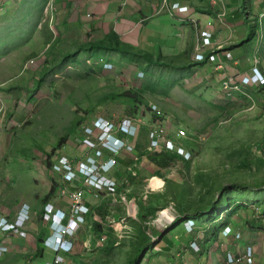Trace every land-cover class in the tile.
Here are the masks:
<instances>
[{
    "label": "rangeland",
    "instance_id": "rangeland-1",
    "mask_svg": "<svg viewBox=\"0 0 264 264\" xmlns=\"http://www.w3.org/2000/svg\"><path fill=\"white\" fill-rule=\"evenodd\" d=\"M42 1L34 0L36 8L33 11L30 10L31 0H14L12 9L8 13L3 12L0 8V78L4 77L9 80L8 77H11V74L14 73L15 76H12V79L15 80L20 77L17 80L18 82L20 80L23 84V88L17 97L15 96L12 100L8 99L12 103L0 94V169H2L0 171L16 175L14 180L12 178L7 179L14 181L12 185H8V188L15 185L20 187V185L30 186L33 184L44 189L46 180L53 182L52 180H56V177L60 179L58 183L57 181L53 182L56 187L54 193L57 197H62L68 201L67 196L58 193L63 179L58 160L59 155L57 154L69 155L74 160L79 158L80 152L75 151V148L77 143L82 145L79 141L81 135L78 127L83 123V120L88 121L91 116L96 114H105L108 118L118 121L127 114L128 102L122 98L105 99L104 95L110 92L134 90L133 88H145L147 91H143V93L148 96L146 101L149 102L150 109L155 111L156 116L153 117L151 114L154 113L147 112L139 114L138 118L134 119L138 122L139 129L145 125L149 137L151 136L152 123L158 124L159 127L163 125V129L169 131L170 135L178 141L174 124L184 125L189 130L188 138L191 137L190 129L186 123L176 121L175 116L171 117L166 114L164 119L159 117L161 116L160 113H166V108L170 112L178 113L182 119L197 125L198 130L203 126V135L199 137L197 142L198 148H201L202 143L206 142L205 153L199 155L196 160H199L208 169L202 172V179L197 180L195 188L192 186V189L195 190L200 185H202L201 187L206 185V192L210 189V194L219 197L220 186L229 183L231 178L238 179L237 182L239 183L243 182L240 180L247 179L246 182H243L246 187H241L238 191L232 193L241 196V202L244 204L241 203L239 208L237 207L231 218H236L239 213L247 212L246 215L248 216L249 212H255L256 202L254 201L258 202L264 199V189H262V187L264 188V90L257 89L258 87H252L250 91L247 88L244 89V86L251 84L259 86L260 83L238 84L240 81L239 76L252 73L251 71L229 75L220 73L219 70L226 67L224 62L223 67L218 68L216 65L215 69L208 67V65H196L194 69L191 64L184 65L187 67L180 69L152 65L147 71L145 69L139 72L142 69L137 61L133 60L132 64L129 65L124 59L120 60V56L116 55L117 51L105 50L96 45H91L96 40L90 39L89 35L86 40L80 41L74 47H67L66 41L63 42L58 39L60 37L57 31L55 33L54 30L56 28L48 24V22L50 23L48 10L51 6L49 3L42 6ZM213 1L220 3L224 8L223 2H220L223 0ZM257 31L258 36L255 40L252 42L250 40L246 41L249 42L248 54H251L254 63L257 60L253 56V49L257 48L259 50L260 45L264 43L261 35V22H259ZM49 33H51V36ZM51 39V43L47 42ZM107 57L116 62V70V67L114 68L115 64L102 67L99 60ZM177 59L180 62L185 61L183 60L185 59V53L177 54ZM49 61L52 64L51 67L47 65ZM185 63L187 62L185 61ZM252 68L253 65L251 70ZM16 73H19V75L25 74L18 76ZM40 77L41 80L39 81ZM6 79L2 81L7 83ZM234 80L235 83L232 85L236 86L238 84L239 87L231 88L230 85L226 87V81L233 83ZM146 85L148 86L145 87ZM5 86H8V84ZM154 102H160L161 106L154 105ZM148 122H151L149 127ZM1 134H5V137H1ZM65 137L68 139L63 141ZM187 139L184 140L182 146L188 150L189 156L184 157V155L178 153L185 159L190 160L189 165L191 169H194L195 163L192 162L194 155L186 146ZM131 142L133 149L122 151L133 153L137 157L139 147H136L135 140ZM236 142L239 149L234 150L232 146H235ZM1 147L6 149L4 154ZM47 154H50V156ZM257 154H261L262 159H259ZM107 156L110 155L107 154ZM111 157L115 158V161L113 166L110 167L111 170L108 173L110 176L119 165L117 155ZM244 157L247 161L245 166L240 164V160ZM222 159L226 160V166L225 161ZM262 160L263 162H261ZM18 164L27 168L22 172L23 176L18 175V170L6 171V169H3L5 166L8 169H15L16 167L13 166ZM190 166L188 168L187 166L184 167L186 171L184 179L186 181L194 177L197 178V173L190 172ZM243 167L244 169H242ZM205 173H209V175ZM27 174L35 175L36 180L26 177ZM209 176L215 178V180L210 182ZM157 177L159 176L153 178ZM153 178L151 181H153ZM254 178L258 180L254 181ZM7 180L5 179V181ZM151 181L150 186L157 188ZM161 181L164 182L163 179ZM82 185L89 186V188L84 187V193L86 189L92 191L95 188V184L91 182ZM5 191L8 193L10 189ZM200 192L196 195L195 190L191 193V198L199 196ZM10 196L12 197V195ZM172 198L176 201L174 196ZM170 201H168V206L157 210L149 222H152L150 223L151 226L162 232L160 236L156 237L163 238L166 234L168 244L171 245L172 242H175V245H177V239L175 237L171 239V237L174 234L173 228L175 227L173 223L176 219L174 214L178 212H172L174 209L170 208L173 205L169 203ZM48 203L53 205L55 211L61 209L56 208L55 203L49 200L45 201L44 206ZM132 205L134 207L130 209V212L136 214L138 205ZM234 206L232 204L231 208ZM175 207L178 209L176 204ZM223 207L222 202L219 208L212 210L213 215L215 216V213L218 212L222 215L225 214L226 208ZM19 210L27 212L31 216L30 219L35 214L28 208ZM66 211H70L69 203ZM163 211L169 213L158 223L156 220ZM42 214L43 211L41 216ZM5 215L9 216V214ZM5 215L0 214L1 217ZM110 218L114 220L109 221L112 233L107 231L108 228L103 232L97 231L99 243L93 240L91 249L90 246L89 249L84 248L81 240L75 245V238L73 237V245L68 254L75 255L74 260L78 264H116L119 261L121 262L122 258L116 260V251L121 254L122 251L128 250L130 247L129 241H131V236H134V232L137 231L135 227H138V225L132 220L131 216L113 218L111 215ZM57 220L61 222L60 217H57ZM43 221L51 230V223L48 224L49 221L46 219ZM85 221L78 225L81 227ZM109 222L105 221V224H110ZM165 223L166 225H164ZM196 223L200 227L196 228L195 232L201 234L205 231V228L201 227L202 222L198 223L196 221ZM148 224L142 221L144 227ZM190 224L192 222H189L188 229ZM53 228H56L54 224ZM147 231L153 233L148 228ZM86 235L85 233L83 238ZM115 236H118L119 239L116 243L117 249L115 248L107 253L102 247L106 246L109 240ZM175 245L172 251L168 252L169 258H172L171 253L174 254L176 251ZM181 248L184 250L186 247L181 245ZM229 251L227 250L226 254ZM152 252L156 255L160 253L158 247H154V251L151 250ZM72 256L67 255V262L71 263L70 261H73ZM191 257H193V254L192 256H189V254L183 256L185 261L190 260ZM205 258L206 252L202 255V260H205ZM168 262L165 264H169Z\"/></svg>",
    "mask_w": 264,
    "mask_h": 264
},
{
    "label": "crops",
    "instance_id": "crops-1",
    "mask_svg": "<svg viewBox=\"0 0 264 264\" xmlns=\"http://www.w3.org/2000/svg\"><path fill=\"white\" fill-rule=\"evenodd\" d=\"M176 1L180 4L189 5V8L186 10L172 9L171 4ZM220 2H223L225 9L222 8L220 3L213 0H43L42 6L45 3H49L51 6L48 10L50 17V23L48 22V24L56 28L54 29L55 33L57 31L58 36L62 38L58 39L63 42L66 41L65 44L69 48L79 44L82 40H86L88 35L90 39L102 41L114 34L121 41L150 51L155 55L173 56L183 52L185 53V59L183 60L187 63L185 61H181V63H184V65L191 64L193 69L196 65H208V67L215 69L216 62L223 61L226 63V67L219 70V72L226 75L237 72H250L253 64L259 66L264 73V43L260 45L259 50L257 48L253 49V56L258 61L254 63L251 54H248L249 42H246L249 40L252 42L258 36L259 22H261V35L264 41V0H223ZM13 3L14 0H0V8L3 12L8 13L12 9ZM30 6L31 11L35 10L34 0H31ZM202 30H207L208 35H203ZM49 34L51 36V33ZM51 41L52 39L47 40L50 43ZM199 51H202L206 56L214 52L216 61L208 58L205 60L197 59L196 53ZM227 52H231V57L227 55ZM116 53V55L119 54ZM102 60L109 61L111 66L116 63L109 57ZM120 60L122 61V58ZM178 62H180L179 59L176 60V63ZM127 63L132 64L130 61H127ZM51 65L49 61L48 67H51ZM171 67L169 66V68ZM173 67L180 69L187 66ZM141 71L143 70H139V72ZM16 74L23 76L25 73ZM11 75L15 76L14 73ZM12 76L8 77L9 80L4 77L0 78V94L7 101L8 99L12 100L15 96L17 97L23 88L22 82L17 80L20 77L13 80ZM3 79H6L7 83H4ZM6 84L8 86H5ZM252 87L264 90V87L255 86L254 84L244 86V89L247 88L250 91ZM8 102L12 103L11 101ZM160 102H154L153 104L161 106ZM181 119L177 118L176 121H186ZM76 132L78 133L77 130ZM121 135L120 138L125 137L124 134ZM1 137H5V134H1ZM128 139L135 140L136 147H139L138 156L135 157L133 153L124 151L116 154L119 165L112 172V176L118 181V191L115 194L86 189L84 201L91 207V211L86 215L87 220L79 227L74 239L75 245L81 240L84 248L89 249L90 246L91 249L93 240L99 243L97 231L93 229L92 224L95 219H99L100 214L106 213L105 219L108 222L113 220L110 218L111 215L113 218H121V216L136 218L137 215L130 212V209L134 207L132 204H141V209L139 207L138 210L143 214H148V230L152 231L154 229L153 232H156V236H160L157 233L161 230L154 228V226L150 227L152 222L149 221L153 214H149V210L156 207V213L162 207L168 206V201L171 200L169 203L173 205L170 208L174 209L172 212H178L174 214L177 218L180 212L175 207L176 202L172 197L176 196L177 192L183 193L186 182H190L195 187L198 178L194 177L189 181L184 179L186 174L184 167L187 166L188 168L190 166L186 161L187 159L179 154L177 158L167 159L166 162L164 156H159L155 150L150 149V137L145 126L139 129L138 135ZM205 144L206 142H203L201 148L197 147L192 152L195 157L192 159L195 168L191 169L190 166L189 170L191 169L190 172L197 173V176L201 170L208 169L207 166L194 161L198 159L199 155L205 153ZM5 151L6 149L2 148L3 154ZM75 151H79L81 156L88 150L86 146L77 143ZM106 154H109V152L106 151ZM13 167L16 168L8 169L5 166L3 169H6V171L18 170L20 176H23L22 172L27 169L21 164ZM154 176L159 177L153 178ZM15 177L16 175L0 171V214L11 216L19 209L25 208L31 209L35 214L27 223L26 235L20 236L19 234L0 231V243L9 247V250L0 256V264H23L25 262L44 264L52 259L55 253L53 250L45 248L42 240L38 239L39 237L44 238L51 232L48 225L44 223V219L42 220L41 213L45 203L42 199L50 192L53 182L57 181L58 183L60 178L55 177L56 180H52L53 182L46 180L44 189L33 184L30 186L20 185V187L15 185L8 188V185H12L14 181L7 179L12 178L14 180ZM26 177L36 180L35 175L27 174ZM160 177L164 180L163 183ZM152 178L153 181H151ZM35 180L33 181L35 182ZM150 181L157 188L151 187ZM7 189H10L8 193L5 191ZM197 189L199 190V187ZM49 198L47 200L55 203L56 208L66 210L68 205L66 199L57 197L54 192ZM125 209L126 211H124ZM246 213H239L236 218H230L227 223L223 221L224 216L209 224L200 222L203 224L202 228L209 230L216 221L217 223L220 222L218 234L214 237L212 233H207L205 236L204 232H201V234L199 232H189L185 227V221L187 218L194 216H182L180 221L175 223L174 234L171 237V239L175 237L178 244L175 245V242H172L171 245L168 244V241H166L167 235L165 234L163 240L155 246L158 247L160 253L156 255L153 252L151 253L150 250L140 264H165L168 261L169 264H227L226 251L232 250L236 255H239L243 252L247 243L255 248L256 264L264 263V209L255 206L254 213L249 212L248 216ZM156 221L159 223L158 218ZM101 224L104 230L111 225V223L106 225L105 222ZM91 230L92 232H90ZM237 231L241 233L239 239L235 237ZM82 232H84L83 235ZM85 233L87 235L83 238ZM156 236L154 237L158 238ZM193 241H195L196 246H191ZM174 245L177 252L171 253L172 258H169L168 252L172 251ZM181 245L186 248L183 250ZM204 252H206V258L202 260ZM178 254L179 256H177ZM188 254L189 256L193 254V257L185 261L183 256H188ZM70 262L74 263L76 261Z\"/></svg>",
    "mask_w": 264,
    "mask_h": 264
},
{
    "label": "built area",
    "instance_id": "built-area-1",
    "mask_svg": "<svg viewBox=\"0 0 264 264\" xmlns=\"http://www.w3.org/2000/svg\"><path fill=\"white\" fill-rule=\"evenodd\" d=\"M171 7L175 10H186L189 8V5L172 2ZM202 34L208 35V31L202 30ZM227 55L231 57L230 52H227ZM196 58L199 60L208 58L212 61H216L215 54L210 53L206 56L202 51L196 53ZM223 63V61H218L216 65L218 68H221L223 67ZM105 66H111V63L107 62ZM252 69V73L239 76V80L242 83L252 81L255 83H264V75L259 68L253 66ZM230 81L225 82L226 87L229 85L231 88L239 87V82L236 86H233L232 84L235 83V80L233 83ZM157 125L156 123H152L151 125L150 149L159 151L163 148H169L188 156V152L182 144L175 142L176 140L171 137L170 132L163 129V125H160V127ZM178 129L179 136H187V128L181 126ZM78 131L82 136H80L81 140L79 141L83 146H86L88 151L79 158H76L78 160H74L69 155L63 153L57 154L59 155L58 160L60 162L63 179L58 193L59 195L70 198V211H55L53 205L50 203L43 208V219H46L50 223L54 221L51 223V233L45 237V243L49 248L54 250L55 254L54 257L46 261L45 264H75L67 262L66 253L71 251L72 247V243L69 241L68 237L74 236L79 227V225H76L75 221L82 223L90 210V206L84 202V187L89 188V186H84L82 184L86 182L94 183V190L96 192L104 191L109 194H115L118 191L117 179L112 175H108L111 170L110 167L113 166L115 161V158L111 156H114L124 149H133L132 142L128 138L137 135L139 124L130 116H124L116 121L108 118L105 114H96L91 116L88 121H83ZM119 133L125 134L126 137L120 138ZM106 151L109 152L110 156H107ZM57 217H60L61 222L57 220ZM30 218L31 216L23 210L17 211L13 216H0V231L19 234L20 236L26 235V223ZM190 221L192 222V224L189 225L191 229L193 220ZM53 224L56 228H53ZM52 236L54 237L52 238ZM239 236L240 234L238 233L237 237ZM7 250H9V247L0 243V256ZM245 253L248 254V258L246 259L241 257V255ZM255 258V248L253 245H250V247L246 246L244 252L239 255L228 252L227 264H240L244 262L247 264H256Z\"/></svg>",
    "mask_w": 264,
    "mask_h": 264
},
{
    "label": "trees",
    "instance_id": "trees-1",
    "mask_svg": "<svg viewBox=\"0 0 264 264\" xmlns=\"http://www.w3.org/2000/svg\"><path fill=\"white\" fill-rule=\"evenodd\" d=\"M91 45H96L99 48H103L105 50H115L119 53L120 58L124 59V61L132 62L133 60H135L140 64L139 65L140 68L142 70L146 69V71L152 65H162L165 67H169V66L181 67V66H184V63H181V62L176 63L177 55H173V56H165L163 54L155 55L150 51H147V50L142 49L140 47L134 46L130 43H126V42L121 41L119 39V37L115 36L114 34L110 35L108 38H106L102 41L92 42ZM56 61H58V63H60V61L58 59H56ZM99 61L101 62V65L103 68H104L105 64L107 62H109V61H105V60H99ZM47 65H48V63H47ZM40 80H41V77H40L39 81ZM258 85L264 87V83L258 84ZM147 86L148 85H146V87ZM133 89L134 90H128V91L123 90L121 92H110V93H107L106 95H104V97H105V99L122 98L124 101L128 102L129 104L127 105V109H126L127 114H125V116H130L132 118H138L139 114H143V113H147V112L154 113L155 111L150 109L149 102L146 101L148 96L144 95L145 93H143V91H147V90H145V88H141V89L133 88ZM144 107H145V109H144ZM160 114H161V116L158 115L160 118H165L166 114H169L171 117L175 116L176 118H181V116L178 113L170 112L167 110V108H166V113L164 112V113H160ZM151 116L155 117L156 114L155 113L151 114ZM150 123L151 122H148V127H149ZM184 123H186V125L189 127L190 135H191V137L187 139L186 146L190 149V151L193 152L198 147L197 140L199 139V137H201L203 135V133H202V131H203L202 127L203 126L198 130L197 125L193 124L192 122L184 121ZM143 126H145V125H143ZM121 134H123V133H119V136H122ZM66 138L67 137H65L63 141L67 140ZM236 144H237V142H236ZM236 144H235V146H232V148L234 150L239 149L238 144L237 145ZM255 145L258 146L257 144H255ZM251 148H253V146H251ZM155 152L158 153L159 156H164L166 162L168 160H173V159L177 158L179 155L178 152H176L175 150L169 149V148H163L159 151L156 150ZM198 153H203V152H198ZM261 154H262V152H261ZM261 154H257V155H259V157H258L259 159H262ZM47 155L50 156V154H47ZM222 160L225 161L224 163L226 166V164H227L226 160H224V159H222ZM186 161H187V163H190V160H186ZM194 161L196 163L197 162L200 163L199 160L195 159ZM246 162L247 161H246L245 157L240 160V164H242L244 166L246 165ZM261 162H263V160ZM224 163H223V166H224ZM49 164H51V163L49 162ZM242 169H244V167ZM204 171L201 170L199 172V175L197 176L198 180L202 179V177H203L202 172H204ZM205 174L209 175V173H205ZM209 177H210V182L212 180H215V178H212L211 176H209ZM237 180L238 179L231 178L229 183H224L223 185H221L220 189H219V197H215L214 194H210V189L206 192V190H205V188L207 187L206 185H203V187H201L202 185H200L199 190H196V195H198L199 191H201L200 192L201 194H199V196H194L193 199L191 198V193L195 191L194 189H192L193 185H191L190 182H186L185 183V190L183 191V193L177 192L175 194L176 196H174L175 200H176L175 201L176 205L178 206V210L180 212V215L173 222L174 225H175V223L180 221V218L182 216L189 217L191 215L194 216L192 218H194L198 223H200V222L203 223V221L207 220L204 223L209 224L211 222H214L215 220L218 221L219 218H221V216L222 217L224 216V219H223L224 222L225 221H226V223L229 222L231 216L233 215L232 213L236 212L237 207L239 208L241 203H243V202H241V200H242L241 196H239L238 194L234 195L232 193L234 191H238L241 187H246V184L243 182H246L247 179L240 180V181H243L240 183L237 182ZM253 180L257 181L258 179L254 178ZM262 189H264V188L262 187ZM55 190H56V187L54 184L52 186L50 192L47 194V196L45 198H43V201L45 202L50 197V195L53 194V192H55ZM196 199H197V201H196ZM222 202L224 204L223 208H226V213L222 215V213L218 212V213H215V216H214L212 210L219 208L221 206ZM254 202H256L255 203L256 206H258L261 209H264L263 200H259L258 202L254 201ZM254 202H252V203H254ZM231 203L235 205L233 208H231V205H232ZM247 206H245V207H247ZM139 207L141 209V204L140 205L138 204V208ZM155 210H156V207H152L149 210V214H155ZM90 211H91V207H90V210L88 212H90ZM97 214H98V212H97ZM99 214H100V212H99ZM105 215H106V213L100 214L99 219L98 220L95 219L93 221L92 225H93L94 230L99 231V232L104 231V227L102 226L101 223L106 221ZM136 215H137L136 218H132V220L138 225V227H135V229H137V231L134 232L135 233L134 236H131V241H129L130 247L128 248V250L122 251L121 254H119L118 251H116V253H117L116 260H120L122 258L121 262L119 261L116 264H140L142 262V259L145 257L146 253H148L150 250H153L154 247L156 246V244H158V242L163 240V238H160V237L154 238V236H156V232H153L154 229H152V232H153L152 234L147 231L149 224H148V226L146 225L145 227L142 225V221L147 222L149 220V219H147L148 214H145V213L143 214V213H141V211L139 212V210L137 209ZM85 219L87 220L86 216H85ZM217 221L215 222V224H213V227H210V230L205 229V231H204L205 236L207 235V233H209V234L212 233L213 237L218 234L220 222L217 223ZM79 227L76 230L74 238H76ZM108 227L109 228L107 229V231L112 233V228L110 226H108ZM150 227H151V224H150ZM158 234H162V232H158L157 235ZM38 239L42 240V243H43L45 238L39 237ZM118 240H119L118 236H115L114 238L109 240L108 244L106 246H103L102 249L105 250L107 253H110L113 249H115V248L117 249L116 243H118L117 242ZM206 240H207V238H206ZM93 243L95 244V242H93ZM68 253H66V255H68L69 257L72 256ZM74 259H75V255L72 256L73 261H75ZM74 263L78 264L77 262H74Z\"/></svg>",
    "mask_w": 264,
    "mask_h": 264
},
{
    "label": "bare ground",
    "instance_id": "bare-ground-1",
    "mask_svg": "<svg viewBox=\"0 0 264 264\" xmlns=\"http://www.w3.org/2000/svg\"><path fill=\"white\" fill-rule=\"evenodd\" d=\"M176 2H178V1H176ZM180 3V2H179ZM214 53V52H213ZM226 54V53H225ZM119 55V54H118ZM118 58V57H117ZM120 58V57H119ZM212 62V61H211ZM255 63H257V61L255 62ZM213 64V63H212ZM252 65V64H251ZM253 66H257L256 64H253ZM258 68H259V66H257ZM224 69V68H223ZM259 70L261 71V69L259 68ZM251 72H253V69L251 70ZM261 73L263 74V72L261 71ZM245 74H248V73H245ZM264 75V74H263ZM239 83L241 84V85H247V84H251V83H253V81L252 82H247V83H242L241 81H239ZM255 83V82H254ZM258 84V83H257ZM260 84H262V83H260ZM181 126H183V127H185V128H187L186 126H184V125H180V124H174V128H175V130H176V134H177V136H178V139H179V141L178 140H176L175 142H177L178 144L179 143H181L182 145L184 144V140H186L187 138H188V136H189V130H188V128H187V130H188V134H187V136H179V134H178V128H180ZM172 137V136H171ZM174 138V137H173ZM184 138H186V139H184ZM175 139V138H174ZM185 150H186V148H185ZM176 151V150H175ZM187 152H188V150H186ZM176 152H178V151H176ZM180 153V152H179ZM181 154V153H180ZM182 155H184V154H182ZM188 156H189V152H188ZM188 156H186V155H184V157H188ZM68 203L70 204V198L68 197ZM51 204V203H50ZM58 210H61V209H58ZM57 211V210H56ZM63 211H66V210H63ZM168 211V210H167ZM167 211H163L161 214H159L160 216L158 217V220H160V221H162L163 220V218L164 217H166V215H168V213H167ZM172 216V215H171ZM190 220H193V225H192V228L190 229H188V224H189V222H191ZM66 221V220H65ZM85 221V220H84ZM54 221H52L51 223H53ZM75 223H76V225H78L79 224V222H77V221H75ZM185 227H186V229L188 230V231H190V232H195V230H196V228H198V227H200V225H198L197 223H196V221L194 220V218H192V217H189V218H187L186 219V221H185ZM51 231H52V229H51ZM204 231V230H203ZM240 234V236L239 237H237V234ZM54 236H52V238H53ZM73 237L74 236H70V237H68V239H69V241H71V243H72V245H73ZM235 237L236 238H240L241 237V233L239 232V231H237L236 233H235ZM46 239V238H45ZM45 239H44V241H43V245H45V247H47V245H46V243H45ZM191 246H196L195 245V241H193V242H191ZM246 246L247 247H250V245L247 243L246 245H245V247H244V250H245V248H246ZM72 248V247H71ZM52 250V249H51ZM244 250H243V252H244ZM54 251V250H53ZM229 252H232V253H234V251H232V250H230ZM234 254H236V253H234ZM241 257L242 258H248V254H243V255H241ZM227 259H228V253H227Z\"/></svg>",
    "mask_w": 264,
    "mask_h": 264
},
{
    "label": "clouds",
    "instance_id": "clouds-1",
    "mask_svg": "<svg viewBox=\"0 0 264 264\" xmlns=\"http://www.w3.org/2000/svg\"><path fill=\"white\" fill-rule=\"evenodd\" d=\"M125 135V134H124ZM125 137H126V135H125ZM11 216H13V215H11ZM45 238V237H44ZM47 248H49L48 246H47ZM2 256V255H1ZM51 260V259H50ZM49 261V260H48ZM25 263H27V262H25ZM29 264V263H28ZM45 264V263H44Z\"/></svg>",
    "mask_w": 264,
    "mask_h": 264
}]
</instances>
